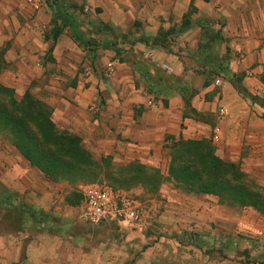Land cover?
I'll list each match as a JSON object with an SVG mask.
<instances>
[{
    "label": "crops",
    "instance_id": "crops-1",
    "mask_svg": "<svg viewBox=\"0 0 264 264\" xmlns=\"http://www.w3.org/2000/svg\"><path fill=\"white\" fill-rule=\"evenodd\" d=\"M91 1L97 16L89 18L90 24L88 21L81 24L75 8L66 10L62 4L51 3L52 29L43 1L35 17L25 4L27 12L21 14L27 21L14 20V28H10L7 17L15 19L16 12L11 8L14 2L0 0V31L9 32L7 62L12 70L1 76V82L17 91L33 90L49 106L60 102L55 114L65 125L78 127L93 147L107 149L108 154L125 162L162 168L170 163L168 149L173 141L202 140L207 139L210 132H218L222 149L236 155L230 157L231 162L242 163L247 173L251 167L256 172H264V105L253 103L239 92V89L245 90L264 101V96L257 92L264 87V41L261 40L264 39V0H229L232 6L241 8L235 19L240 25L236 30L230 28V35L247 37L242 40L247 43L242 46L246 56L237 63L239 66L218 56L213 50L215 44L205 43L197 48L194 39L203 27L198 28L202 25L196 18L195 0ZM59 6L73 17L77 32L90 44L88 48L73 38L70 27H66L54 43ZM248 6L253 9L252 16L242 13ZM246 19L252 20L249 25L245 24ZM228 20L233 21L230 16ZM88 25L101 33L106 25L113 34L93 35L98 44L89 40V35L85 36ZM136 26L142 28L141 34H134L132 28ZM47 29L52 31L45 37ZM116 29L120 31L117 37ZM228 34L227 31L226 36ZM170 39L178 40V46ZM81 47L88 50L91 58L89 64L84 65L87 74L82 70L79 73L78 66L69 59ZM101 48L109 52L108 55L114 52V55L127 56L115 61L117 71L105 88L104 107L95 91L92 65ZM122 48L127 51L121 52ZM190 51L196 53L197 65H190L183 54ZM46 53L55 60L45 67L38 62ZM220 64H224L227 71L217 75ZM241 75L242 82L237 84ZM220 76L224 78V86L216 88L213 79ZM151 99L157 102L155 109L148 107ZM246 101L258 106L260 110L256 112L260 116L248 108ZM220 106L227 109L228 115L219 114ZM89 112L99 113L101 117L93 121V114ZM44 179L46 182L40 184L31 180L30 175L17 171L11 179L4 180L14 189L0 188V264H238L231 258L202 253L193 245L184 247L182 233L187 235L189 230L207 231L206 243L210 249L222 236L228 238L229 248L234 250L238 243L251 248L257 239L264 244V217L259 213L251 214L257 213L251 208H246L247 214L231 213L215 197L187 194L167 186L151 195L141 189L139 192L155 212L157 224L150 228L151 233L174 235L163 237L159 243H149L147 236L136 232L139 243L151 247L139 255L137 261H132L131 251L137 246L134 242L137 240L133 241L135 236L130 234L126 238V246L121 251L111 245L115 240L99 243L89 236L86 240L76 220L78 206L68 202L70 195L53 200L54 194L47 186L52 182ZM20 180H24V184ZM103 225L105 229L115 226L127 229L122 223ZM177 234L179 236L175 237Z\"/></svg>",
    "mask_w": 264,
    "mask_h": 264
},
{
    "label": "rangeland",
    "instance_id": "rangeland-1",
    "mask_svg": "<svg viewBox=\"0 0 264 264\" xmlns=\"http://www.w3.org/2000/svg\"><path fill=\"white\" fill-rule=\"evenodd\" d=\"M11 1L14 2V5L11 3ZM44 2V13L46 16H48V18L51 17L52 22L48 23L51 26V28L53 29V9L51 8V3H55L54 5L58 6V4H62V6L68 10V9H73L75 8V12L78 14V17L80 18V22L81 24H84V22L88 21V24H90L91 21H89V18H91V16H97L96 15V11H95V7L92 3L91 0H41V2ZM49 2V4H48ZM48 6H47V4ZM231 1L229 0H195V8H196V18L197 20H199V24H201V27L198 28H202L203 30L202 32H199V34L195 37V41L197 44V48L200 46H203L205 43L210 44V46H213V50L216 52V54H218V56H222L223 58H227V60H230V63L232 62L234 65L239 66L237 63H240L244 60L246 53H245V49L242 48L243 45H247V43H243L242 40L243 39H247V37H239L238 35H230V28H238V26L240 25V22L238 21V23H236L235 19L238 18L237 17V12L239 9L238 7L232 6ZM9 4H12L11 7L13 10H15L16 15H14V18H12V16L8 15L7 17V22L8 25L10 26V28H14V22L15 21H21V23L26 22L23 18V15L21 14L22 12L25 13L27 12V10L25 9V4H27V6L30 7V5L28 4L27 0H9ZM259 9L261 10V6L259 3ZM32 12L30 15H33L34 17L37 16V13L39 12H35L32 8H31ZM253 9H251L249 6L244 9L242 11V13L248 12L249 14H251L252 16V12ZM50 16V17H49ZM232 17L233 21H229L228 18ZM84 17V18H81ZM101 17V16H100ZM199 18V19H198ZM15 20V21H14ZM252 21V20H251ZM249 19L245 20V24L249 25V23L251 22ZM87 25V24H86ZM105 27H103V32L101 33L100 31H98L97 28H92L91 25H88V30L85 34L89 35L90 37L87 36V38L91 41H95L96 43H98V40L95 39L94 37H92L93 35L98 36V35H102L105 34L106 36H110L113 34L112 30H109V28H107L106 25H104ZM200 26V25H199ZM52 29H50L52 31ZM134 34L135 33H139L141 34L143 32L142 28L139 29L138 26H136L135 28H132ZM49 29H47L46 31V36H49L48 33L51 32ZM226 30V31H224ZM236 30V29H235ZM131 30L129 29V32ZM227 31L229 32V34L226 36ZM116 37L118 36L117 34H120V31L116 29ZM225 33V35H224ZM235 33V31H234ZM222 34V35H221ZM7 35H9V32L4 33L2 32V30L0 31V43L2 45H4L5 47H7L8 49V40L6 37ZM68 36V33L66 34ZM112 37V36H111ZM100 40H102V38H100ZM211 40V41H210ZM262 41H264V39H261ZM123 41V40H122ZM170 41L174 42V44H176L178 46L179 42L178 40H174V39H170ZM222 41V42H221ZM100 42V41H99ZM100 44V43H98ZM205 46V45H204ZM80 50H76L74 52V54L72 55V57H70V61L74 64L78 66V71L79 73L82 72L86 73L85 67L84 65L86 64V62L89 64L88 60H91V58L89 57V52L86 48L81 47L79 48ZM104 48H101L99 50L98 53H96L95 57H94V62H92L93 65V72H94V79H95V86H96V94L99 97V100H101L100 105L102 107H104L106 105V87L108 88L110 83H107L104 77L105 74V70H106V64L109 61H119L120 58L118 57H122V58H126L127 56H125V54L123 53H118L117 55H114V52L111 55H108L109 52H106L105 50H103ZM121 52H126L127 50L122 48ZM180 52H181V47H180ZM8 52V50H7ZM111 53V52H110ZM186 54L184 55L185 57H187L190 61L189 64L190 65H197V62L195 60V54L196 53H192V51H190V53H183ZM179 55L181 56L182 53H179ZM193 55V56H192ZM7 58V55H6ZM41 59V60H40ZM39 62L42 66L49 65L50 63L54 62V58L53 56L49 55L48 53H46L44 56H42L40 58ZM93 60V59H92ZM194 61V62H193ZM187 62V61H186ZM11 64L8 63L7 66V70L3 73V75L5 74H9L12 70H10ZM72 76V75H70ZM251 76V75H248ZM91 77V76H89ZM254 77V76H253ZM214 81L216 79H213ZM0 82H1V78H0ZM2 83V82H1ZM3 84V83H2ZM108 84V85H107ZM4 85V84H3ZM6 86V85H5ZM8 87V86H7ZM36 89V86H33ZM11 88V87H10ZM16 91V95L18 99H21L27 92H29L31 95H33L36 99L40 100L34 93L33 90H15ZM258 94H260L261 96H264V87L262 89H258L257 90ZM42 101V100H40ZM44 104H46L47 106H49L47 103H45L44 101H42ZM70 104H73L74 102L69 101ZM248 108L252 109V112H255L258 116H260V114L258 113V111L256 112V110H260L258 109V106H251L248 104V102L246 101ZM60 105V102H57V104L52 107L49 106V108L52 110V119L54 121V123L56 124L58 130H60L61 132H69L75 135H78L82 138V143L84 148L92 155L93 159L97 162L100 163L102 165L101 169H96V172L93 174H89L88 178L86 179V181H77L76 183H69L67 181H63L60 183H52L51 185H47L49 188L48 190H50L52 192V194H59V196L61 197V199L64 197H67L68 195L74 194V193H79L80 194V187L82 185H86V184H92V183H98V184H108L110 186H113L115 188L124 190L129 192L130 194H132L135 198H137V200L141 201V202H147L148 200L146 199V197H144V195H142L139 190H144L147 194L148 193L147 189H145L142 186L139 185H132L125 182L121 181V177H120V173H122L121 170H123L124 168H126L127 166H129L130 164H134L133 162L128 163L125 162L121 159H119L116 155H112V154H108L107 153V149H102V150H98L97 148L93 147L92 144L90 143V140H88V136L86 134H82V130L79 129L78 127H70L65 125L61 119L60 116L55 114L56 108L57 106ZM93 115H91V118L93 119V121L97 120V117H101V115H99V113H92L89 112ZM99 119V118H98ZM75 130V131H74ZM77 131V132H76ZM212 136H213V132H210L208 135L209 140L212 141ZM213 143V142H212ZM214 147L216 149V153L218 156L225 158V160L227 161H231L230 157H236V155L233 153H227L226 150L222 149V144H214ZM168 148V147H167ZM169 150V157H170V162H171V151ZM105 158H108L110 160V164L107 165V163H103V160ZM169 161V158H168ZM243 169V171L247 174V180L248 183L250 185H252L253 187H258V188H262L264 189V172H256L252 167H251V171L249 173L246 172V167L243 166L242 163H239ZM145 165V164H144ZM148 166V165H146ZM169 166L170 163H166L165 167L162 168H158V167H152V166H148L149 168H154V169H158L160 170L161 174L164 176V178L167 179L168 177V170H169ZM20 172V173H24V174H28L31 176V180H35L37 183L41 184L46 182L44 181V177L43 175L37 170L34 169L32 167L29 166V163L20 155V153L16 150V148L12 145L11 141L9 140V138L3 133L0 132V188H3L4 186L8 189V190H13L14 188L12 187V185H10L9 183L6 184V182L4 181L5 179L9 178L11 179V177L13 176V174H15V172ZM121 171V172H120ZM15 179V178H14ZM81 180V179H80ZM21 183L24 184V180H20ZM167 186L168 188H174L178 191H182L180 187H178L174 182H170V181H165L164 184L161 186V188ZM160 188V189H161ZM17 190V189H16ZM14 190V191H16ZM18 191V190H17ZM16 191V192H17ZM183 192V191H182ZM18 194H20L19 192H17ZM151 195V194H150ZM216 198V197H215ZM218 202L219 199L217 198ZM221 206L226 207L229 212L231 213H248L249 210H247L246 208H240L238 206H228L225 204H221L219 203ZM154 211L152 210V219H151V223L150 226L148 227L149 230L141 232V236H147V238H149L148 242L149 243H159L162 241L163 237H168V238H172L174 233L169 234V233H151L150 228H152V226L156 225L157 222H154ZM254 215H258V213H251ZM261 217H264L263 215H259ZM77 223L81 224V230L84 234V238L88 239L92 238L94 240H99V243L102 242H107L108 239L110 240H115V243L111 245L113 247L116 248L117 251H121L123 248V246H126L124 244V242H126V238L132 234L133 236L136 235V232H138L135 229H132L131 227L127 226V229L123 230V228L115 226L109 229H105V225H100V226H91L88 225L86 223L80 222L77 218ZM213 227H217V226H213ZM214 230V228H212ZM215 229H221L220 227H217ZM225 230V229H223ZM81 232V231H80ZM81 232V233H82ZM186 232V231H184ZM189 235L186 233H182V243L184 245V247H188L190 245H193L194 247H197L200 252L202 253H214L215 256L217 258H231L232 260H234L235 262H237L238 264H248V262H252L255 264H264V244L260 245L258 243H252V247L250 248L249 246L246 247V245L244 244H239L237 245V249L234 250L233 248L230 249L229 248V242H228V238H226L225 236H222L220 239H218V241L216 240V242H213L214 244L212 245L213 249H210V246L206 243L208 241V233H206L207 231L205 230H189L188 231ZM140 235V234H139ZM206 235V238H204ZM179 236V234L175 235V237ZM181 236V235H180ZM260 237H262V235H259ZM243 239H246L247 237L245 236H241ZM258 237V238H260ZM193 238V239H192ZM250 239V237H248ZM86 239V240H87ZM137 240V241H134ZM140 238L138 236L133 237V241L137 242V246L133 248H135V250L131 251V260L132 261H137V257H139V255L148 252L149 247H151V245L149 244H140L139 241ZM189 241L194 242V244H191ZM262 242V241H261ZM153 245V244H152ZM234 247V246H233ZM235 248V247H234ZM128 251L130 249H127ZM106 258V257H105ZM137 263V262H136Z\"/></svg>",
    "mask_w": 264,
    "mask_h": 264
},
{
    "label": "trees",
    "instance_id": "trees-1",
    "mask_svg": "<svg viewBox=\"0 0 264 264\" xmlns=\"http://www.w3.org/2000/svg\"><path fill=\"white\" fill-rule=\"evenodd\" d=\"M56 11L54 43L64 29L70 27L73 38L88 48L90 44L77 32L73 17L60 6ZM58 21H61L60 24ZM7 50V47L0 43V78L7 70ZM220 66L217 75L227 71L224 64ZM242 78L241 75L237 84L242 82ZM239 92L253 103L264 105V101L249 95L245 90L239 89ZM0 132L9 138L32 168L37 169L52 183L86 181L89 174L102 168V165L84 148L80 136L58 130L49 106L29 92L18 99L15 89L1 82ZM169 148L171 162L167 179L160 170L133 162L134 164L121 170V181L142 186L150 194H157L164 182L170 181L184 193L216 197L221 204L251 208L264 216V189L248 183L247 174L239 163L218 156L211 140L180 139L173 141ZM103 163L109 165L110 160L105 158ZM81 200L82 196L79 193L71 194L68 198L71 205L77 206Z\"/></svg>",
    "mask_w": 264,
    "mask_h": 264
},
{
    "label": "built area",
    "instance_id": "built-area-1",
    "mask_svg": "<svg viewBox=\"0 0 264 264\" xmlns=\"http://www.w3.org/2000/svg\"><path fill=\"white\" fill-rule=\"evenodd\" d=\"M30 7L38 12L42 8L41 0H27ZM115 61H109L106 64L105 80L110 83L116 75ZM214 86L223 88L224 78L218 77ZM148 107L155 109L157 102L151 99L148 102ZM219 114L221 116L228 115V111L224 106H220ZM214 144H220L221 137L218 132H214L212 136ZM82 200L78 205L77 219L80 222L91 226H100L106 222H116L126 224L127 226L139 232H144L148 229L152 219V209L147 203L137 200L132 194L127 191L115 188L108 184H86L80 187ZM59 194H54L53 200H58ZM251 236V235H250ZM254 236H251L253 238ZM258 244L263 245L261 240H256Z\"/></svg>",
    "mask_w": 264,
    "mask_h": 264
}]
</instances>
